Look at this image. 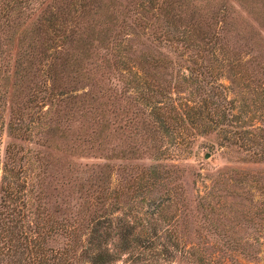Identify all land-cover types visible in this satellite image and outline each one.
Instances as JSON below:
<instances>
[{
  "label": "rangeland",
  "instance_id": "obj_1",
  "mask_svg": "<svg viewBox=\"0 0 264 264\" xmlns=\"http://www.w3.org/2000/svg\"><path fill=\"white\" fill-rule=\"evenodd\" d=\"M114 1H110V8L113 4L117 8L113 20L95 33L94 46L89 48L97 52L90 59L101 63L103 72L96 66L82 70L69 84L78 96L97 94L92 108L80 104L82 113L70 108V102L50 105L56 99L37 104L24 109L20 121L26 131L15 136L7 132L9 120H14L10 114L15 115L7 97L0 106V182L12 180L10 186L19 190L21 199L12 203L15 211L10 217H3L7 208L0 203V264H46L50 249L67 241L59 229L46 231L48 224L56 227L83 208V186H88L84 178L96 173L102 176L92 180V200L85 208L94 218L106 216L110 222L108 246L117 255L108 264H194L185 250L194 240L202 242L199 255L205 261L211 258L212 264H219V257L224 264H264V156L251 159L244 147L225 139L235 138L232 130L236 129L259 146L264 143V107L253 94V81L234 78L245 67L247 74L264 76V0H179L177 10L184 21L198 22L202 28L215 24L230 56L224 61L219 55L213 74L219 87L206 95V90L196 93L195 86L191 88L183 78L195 47L164 39L161 18H146L147 1ZM16 43L11 42L12 59ZM105 55L108 63L103 62ZM136 55L143 60L159 55L174 65L175 70L168 66L155 72L163 101L180 111L187 108L186 103H196L205 113L200 120L184 122L181 138L190 139V145L179 154L170 148L175 135L161 136V130L155 129L158 122L148 114L151 105L142 101L138 87L133 86L134 74L145 77L143 67L135 63ZM45 81L42 71L32 65L20 91L42 93ZM231 99L232 112H239L238 119L232 117L235 127L221 123L219 107L211 103L222 102L220 107L228 110ZM80 119L91 126H108L101 150L87 141L73 151L78 133L74 128ZM84 163L96 170L82 167ZM11 164L17 169L9 170ZM78 253L77 248V260L71 264H88Z\"/></svg>",
  "mask_w": 264,
  "mask_h": 264
},
{
  "label": "trees",
  "instance_id": "obj_2",
  "mask_svg": "<svg viewBox=\"0 0 264 264\" xmlns=\"http://www.w3.org/2000/svg\"><path fill=\"white\" fill-rule=\"evenodd\" d=\"M110 1L0 0V106L5 104L4 101L7 97L6 103L9 104L10 111L15 114H10L14 120H9L7 132L9 131L15 136L25 133L26 127L20 121L24 109L37 104L42 106L47 101L50 102L54 99H56V103L51 102L50 105H58V101H66L73 103L70 108L79 109L81 112L80 104L86 103L92 108V102L98 98L97 94H91L90 91L78 96L73 94V89L70 88L69 84L72 81V76L81 75L80 72L82 70L85 73L86 70L97 67L96 70L103 72L101 63L93 64L91 61V59H94L93 54L97 57V52L89 48L94 46L95 33L99 34L103 26L113 20L116 6L113 4L110 8ZM144 1H147L145 7L143 6L145 14L148 15L146 18L150 19L152 15L156 16V18H161L162 27L159 30L164 39L171 43L181 40L184 45L186 44V47H195L194 53L190 56L188 55L187 59L190 64L185 65V70L187 69L188 72L185 73L186 76H183L184 80L186 79V82L190 83L191 88L195 86L193 90L198 94L206 90V95L214 87L218 88L219 83L214 84V79H217L213 76L214 68L219 65V55L220 59L224 58L226 60L230 56L226 54L227 46L225 42H222L224 37L216 30L215 24L207 23L206 28H202L198 22L190 21L187 18V21H184L185 17L177 10L178 7H181L179 0ZM111 9L112 12L109 13ZM154 10L156 11L154 12ZM97 27L100 29H97ZM14 39L17 41V49L16 55L12 59L11 42ZM142 54L144 55V53ZM103 59V62L108 63L110 58L105 55ZM134 59L137 65L143 67L145 77L141 78L139 75L134 74V77H132L134 80L133 86L138 87L137 92L138 94L140 93L139 97L142 101L151 105L148 114L154 118L155 122H158L155 125V129L157 131L161 130V136L165 137V139L172 138L175 135L176 138L170 146L173 152L179 154V152L185 151L190 145V139L181 138L185 128L184 122L186 120L190 122L200 120L202 115L204 116L205 114L204 111L196 103H186L187 108H183V111H180L172 102H166L161 99L162 89L160 83L157 84L154 80V77L156 78L155 72L167 69L168 66L175 70L173 64H169L159 55L157 57L149 55L144 60L142 55L141 59L136 55ZM86 62H88L87 66L84 65ZM32 65H35L36 69L39 72L42 71V75L46 76L42 93L37 90L36 92L32 91L22 94L20 88L25 80L29 78ZM176 71L179 72V69H176ZM229 72L231 73L230 70ZM232 72L235 74L234 71ZM256 76V73L253 75L247 74V68L245 67L242 74H238L234 78L240 81L244 79L253 81L251 88L253 94L258 96V101H261L262 107H264V76ZM209 78L213 80V83H210L211 80ZM95 84L96 82L93 85ZM140 85L143 88H139ZM87 94H89V97H86ZM165 97L170 98V96L166 95ZM232 101L231 99L230 106H226L229 108L228 110H223L220 107L223 104L222 102L211 101V103H214L215 109L219 107L218 114L222 116L221 123L226 121L229 125L235 127L231 122L232 117L238 119L239 112H232ZM205 105L207 106L208 102ZM58 109L59 106H57ZM104 112H102L103 118ZM206 115L209 117L212 113L209 112ZM207 116L205 117L207 118ZM78 122L74 128L78 133L74 137L75 146L72 145L73 151L87 141L90 143L86 144L94 145V147L101 150V141L108 137L106 131L108 126L102 123L91 126V123H87L86 119L84 121L80 119ZM0 123V130H2V122ZM232 132L235 134V138L229 140L226 136L225 139L228 142L238 143L240 147H244L251 159L258 160L264 156V143L259 146L258 142L254 143L251 137H248L240 130L237 131L235 129ZM79 133L81 134L79 135ZM3 164V170L5 171L7 167L6 161ZM102 166L100 165L99 169ZM42 167L41 173H44L45 166ZM82 167L96 170L94 165H88L87 163H84ZM16 169L13 164L9 166L11 171ZM41 173L37 174L41 175ZM143 174L141 173V175ZM101 176L96 173L93 178L85 177L84 179L88 186H83L82 182L79 183L85 187L84 199L82 200L83 208L77 209L76 213L71 217H64L58 222L56 227H54L53 223L48 224L46 231L50 233L51 231L60 230V233L67 241H64L55 250L54 248L50 249V254L45 260L47 261L46 264H54L55 259L56 264H71L74 258L75 261L77 260L75 254L77 248L79 249L78 255L85 256L89 261L88 264H108L117 255L108 246V240L111 236L108 218L106 216L94 218V215L85 208L92 200V180H99ZM37 181L38 184L42 182L38 178ZM11 183L13 181L8 179L5 182H0V203L2 205L5 204L7 208V212L5 211L6 213H4L3 217H10V214L15 211V205L12 203L17 204V201L21 200L16 193L19 190L15 186H10ZM102 191L103 184L99 188V194ZM201 243L198 240L190 241V245L185 247L188 257L191 258L192 262L195 261L194 264H212L211 258L205 257L209 259L205 261L204 256L199 255V252L202 251ZM223 245L225 244H221L222 250H224ZM222 255L230 256V254L226 255L225 253H222ZM223 259L219 257V264H224ZM236 262L240 264L238 261Z\"/></svg>",
  "mask_w": 264,
  "mask_h": 264
}]
</instances>
